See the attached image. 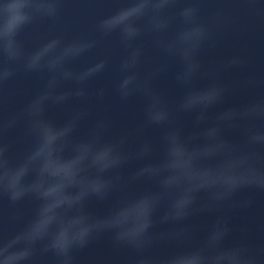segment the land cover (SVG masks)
<instances>
[{
  "label": "clouds",
  "instance_id": "1",
  "mask_svg": "<svg viewBox=\"0 0 264 264\" xmlns=\"http://www.w3.org/2000/svg\"><path fill=\"white\" fill-rule=\"evenodd\" d=\"M240 2L259 14L258 0ZM63 3L0 0V203L35 204L21 230L7 236L0 226V264H37L49 256L53 264H76V254L106 233L114 246L132 254L131 264H264V248L246 238L225 243L232 231L225 216L219 215L198 243L193 227L185 223L194 215L220 212L230 202L250 207L252 201L233 202L245 188L264 191V93L212 113L235 90L221 83L219 74L246 64L233 56L215 70L205 68L202 58L216 46L228 16L219 10L202 19L201 0H183L175 14L172 10L182 0H124L94 26L100 39L117 35L126 54L114 87L93 93L88 85L107 70L109 59L75 65L100 39L65 41L57 36L32 51L21 39L37 22L58 20ZM145 37H151L152 46L166 58L146 72L145 48L139 43ZM168 61L179 65L174 80L183 94L175 100L154 87L168 71ZM21 74H47V80L27 103L6 113L8 85ZM198 80L208 84L197 87ZM245 87L264 88V80L249 79ZM110 92L122 102L143 99L136 126L114 131L107 116L93 119L88 102H103ZM71 102L80 106L71 107L62 121L50 115ZM184 116L193 117L190 131L181 124ZM90 119L89 131L78 137L81 124ZM18 128L23 130L21 139L30 144L14 154L9 136ZM150 129L159 131L155 140L148 135ZM230 131L240 139H228ZM132 162L145 163L123 175L122 169ZM141 182L148 187L131 191ZM113 193L120 196L105 216L86 210L90 200L105 201ZM20 218L17 213L10 220ZM159 225L171 227L156 231ZM164 244L175 245V250L154 254Z\"/></svg>",
  "mask_w": 264,
  "mask_h": 264
},
{
  "label": "water",
  "instance_id": "2",
  "mask_svg": "<svg viewBox=\"0 0 264 264\" xmlns=\"http://www.w3.org/2000/svg\"><path fill=\"white\" fill-rule=\"evenodd\" d=\"M123 3L124 0H64L62 13L58 20L37 22L25 30L21 39L29 51L35 50L57 36H62L65 41L79 37L100 39L94 30L95 24L100 19L113 14ZM183 6L182 0V3L172 10V14H175ZM200 7L202 9L201 16L204 20L219 10H223L229 19V23L217 34L216 46L206 52L202 58L205 68L215 70L225 60L233 56H240L246 61V64L241 67L231 68L219 74L220 82L228 86H235V90L230 91L225 96L224 101L212 110V113L215 114L230 107H238L246 103L252 96L264 93V88L245 87V82L249 79L264 80V0H258L256 5L260 10L259 14H255L240 0H201ZM151 40V37H145L139 42L145 48L142 65V71L145 72L152 65L166 60L162 53L152 46ZM125 54L119 37L113 34L110 37L100 39L98 47L81 58L75 67H86L105 57L109 59L107 70L88 85L89 91L94 93L100 88L114 87L119 76L118 66ZM168 63V71L154 81V87L161 91L167 99L175 100L183 94V89L174 80L179 65L174 61H168ZM46 80L47 74L30 76L21 74L16 80L10 82L7 89L10 100L6 106V113L15 112L27 103L43 88ZM207 84V80L196 82V86L201 88ZM143 103V99L140 97L122 102L118 96L110 92L103 102H98L93 98L87 106L93 112V119L98 115H105L110 118L113 121V130L115 131L136 126L142 118ZM78 106H80L78 102H71L67 107L52 109L50 115L59 122L66 118L71 107ZM192 120V116L182 117L181 124L186 131L191 130ZM91 124L92 119L83 122L76 135L78 137L85 136ZM148 135L155 140L159 136V131L150 129ZM225 135L233 141L240 139L239 134L234 131L227 132ZM22 136L23 130L21 128L16 129L9 136V140L14 142V154L24 152L30 144L27 138L21 139ZM141 163L145 162L130 163L122 169V174L130 175L137 167L141 166ZM146 187L148 185L141 182L134 185L131 191L139 192ZM119 196V193H113L105 201L92 199L88 202L86 210L96 216L103 217ZM245 201H252L251 206L233 207L230 202L220 212L201 213L187 220L185 223L194 229V242L198 243L203 240L208 228L219 215H223L232 229L230 236L225 241L226 244L230 245L246 238L254 247L264 248V191L245 188L233 197V202L236 204H242ZM34 207L35 204L31 200H25L15 207L10 206L7 201L0 203V226H2L5 235L11 236L21 230L31 219ZM17 213L21 216L20 220H10V217ZM169 227L171 226L159 225L155 230L165 231ZM244 229L247 231H242ZM174 250L175 245L164 244L156 248L154 254L166 255ZM76 255V264H131L132 261V254L126 249L114 246L109 233L94 240ZM37 264H53L52 258L50 256L39 258Z\"/></svg>",
  "mask_w": 264,
  "mask_h": 264
}]
</instances>
